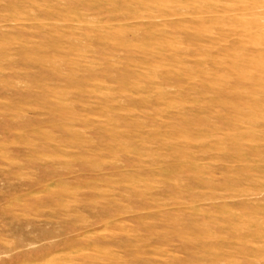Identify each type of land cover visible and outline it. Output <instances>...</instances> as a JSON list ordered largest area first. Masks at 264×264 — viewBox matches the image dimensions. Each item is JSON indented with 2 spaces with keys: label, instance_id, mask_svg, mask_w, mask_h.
Returning <instances> with one entry per match:
<instances>
[{
  "label": "rangeland",
  "instance_id": "374dc122",
  "mask_svg": "<svg viewBox=\"0 0 264 264\" xmlns=\"http://www.w3.org/2000/svg\"><path fill=\"white\" fill-rule=\"evenodd\" d=\"M239 1L0 0V264H264Z\"/></svg>",
  "mask_w": 264,
  "mask_h": 264
},
{
  "label": "bare ground",
  "instance_id": "6f19581e",
  "mask_svg": "<svg viewBox=\"0 0 264 264\" xmlns=\"http://www.w3.org/2000/svg\"><path fill=\"white\" fill-rule=\"evenodd\" d=\"M125 3V2H124ZM126 4V3H125ZM238 6H234V7H231L230 8V10H231V12H233V13H230V14H224V15H220V17L222 18V19H224L225 18V20H229V26H231V27H234V26H241L242 27V30L241 31H239L238 33H241V32H244V34L243 35H239L238 36V38L239 37H243V36H246V30L248 29L247 27H246V25H247V23H248V19H245L246 17H247V15L249 14V16H251L250 17V23H253L256 27H257V29H258V31H259V33L261 34V31L263 32V38H264V16H259V15H257V14H259V9L261 8V6L258 4V1L256 2L255 0H240L239 2H238ZM260 11H262L263 13H264V8H261L260 9ZM237 12V13H236ZM236 14H239V17L240 18H242V19H240V18H236V20L238 21L236 24H231L230 23V19H233L235 16H237ZM255 15V16H254ZM226 18H228V19H226ZM212 17L211 18H209L208 20H209V22L211 23V25H212ZM135 23V22H134ZM216 28V27H215ZM234 31V30H233ZM261 37V36H260ZM258 38V39H261V38ZM237 38V37H236ZM237 38V39H238ZM243 41V40H242ZM240 46H242V44L240 45ZM245 46V45H244ZM243 48V47H242ZM244 51V50H243ZM241 53V52H240ZM210 56V55H209ZM221 64V63H220ZM220 64H218V65H220ZM210 68V67H209ZM217 71V70H216ZM215 71V72H216ZM217 73V72H216ZM223 73H225V72H223ZM229 74V73H228ZM236 74V73H235ZM234 74V75H235ZM216 75V74H215ZM218 75V74H217ZM231 77V76H230ZM233 77H235V76H233ZM220 81H221V79H220ZM220 88V87H219ZM221 90V89H220ZM218 94V93H217ZM216 94V95H217ZM215 96V95H214ZM218 96V95H217ZM209 97V96H208ZM224 127V126H223ZM246 128V127H245ZM247 129V128H246ZM205 132V131H204ZM226 132H229V131H226ZM221 135V134H220ZM210 136V135H209ZM214 136V135H213ZM211 137V136H210ZM221 137V136H220ZM216 138H219V137H216ZM215 139V138H214ZM221 143V142H220ZM227 165V164H226ZM253 166V165H252ZM207 171V170H206ZM207 173V172H206ZM204 175V174H203ZM206 176V175H205ZM204 178V177H203ZM207 180V179H206ZM209 183V182H208ZM255 195V194H254ZM256 196V195H255ZM222 197V196H221ZM230 198V197H229ZM228 198V199H229ZM256 198V197H255ZM213 199V198H212ZM223 199V198H222ZM232 200H234L233 199V197L231 198ZM209 200V199H208ZM225 200V199H224ZM227 200V199H226ZM225 200V201H226ZM257 200V199H256ZM231 201V200H230ZM235 201V200H234ZM214 202V201H213ZM219 202H220V200H219ZM229 202V201H228ZM237 202V201H236ZM240 203H241V201H239ZM215 203H216V201H215ZM230 203V202H229ZM222 204V203H221ZM257 204V203H256ZM210 205H212V204H210ZM241 205V204H240ZM229 206V205H228ZM236 206H237V204H236ZM239 206V205H238ZM259 206V205H258ZM257 206V207H258ZM260 207V206H259ZM252 208V207H251ZM254 208V207H253ZM262 208V207H261ZM256 209V208H255ZM254 210V209H253ZM235 215V214H234ZM264 219V218H263ZM263 222V220H260V221H258L259 223L260 222ZM257 222V223H258ZM261 224H264V222L263 223H261ZM259 225V224H258ZM212 230V229H211ZM255 232H257V231H255ZM254 232V233H255ZM207 234V233H206ZM211 234V233H210ZM258 234V233H257ZM239 235V234H238ZM260 236V235H259ZM262 238V237H261ZM255 240V239H254ZM263 242V241H262ZM263 244V243H262ZM263 246V245H262Z\"/></svg>",
  "mask_w": 264,
  "mask_h": 264
}]
</instances>
